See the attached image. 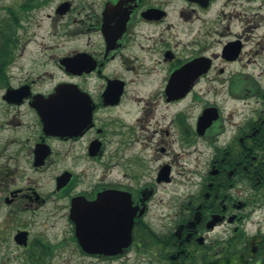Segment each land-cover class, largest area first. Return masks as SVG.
Returning <instances> with one entry per match:
<instances>
[{"label":"flooded vegetation","instance_id":"1","mask_svg":"<svg viewBox=\"0 0 264 264\" xmlns=\"http://www.w3.org/2000/svg\"><path fill=\"white\" fill-rule=\"evenodd\" d=\"M234 2L0 0V264L67 263L68 252L78 264H217L233 254L262 264L264 87L247 76L227 85L237 101L255 99L250 117L237 108L223 119L207 99L249 38L216 51L218 22L240 15ZM59 85L62 109L51 100ZM47 173L45 192L36 182ZM105 191L128 193L135 209L115 255L90 254L76 236L77 201ZM58 219L63 233H50Z\"/></svg>","mask_w":264,"mask_h":264},{"label":"rangeland","instance_id":"2","mask_svg":"<svg viewBox=\"0 0 264 264\" xmlns=\"http://www.w3.org/2000/svg\"><path fill=\"white\" fill-rule=\"evenodd\" d=\"M233 11L232 13H240V15L237 16V18L233 17V20H230L228 17H226L223 20H220L218 22V25L216 26V35L215 38L218 42V48L216 51H218L220 45L224 43L227 40L233 39L236 34H243L245 36L249 35L248 40L246 41L245 48L243 49L242 57L239 61L229 64L226 66V71L223 75H219L215 78L210 79V85L209 86V93L207 99L212 102L216 103L219 108L222 111V117L223 119H227L230 112L236 110L238 108V111H241V113L244 116H251L252 111L255 109L256 104L254 103L255 99L248 97L247 100L240 99L236 100L235 96H239V94H236V90H232L231 94H228L227 91V85H229L230 80H237L240 81L241 78H245L244 76L249 77L250 80L256 81L259 83V86L261 85L264 87V5L260 0L257 2H245V0H235L234 6L232 8H229V11ZM228 14V13H227ZM230 21V33L226 34L225 36H221L220 34L224 32V26ZM254 23L260 24V26L253 30H247V24L249 27L253 25ZM227 32V31H226ZM244 36V38H245ZM258 50L257 56H252L253 51ZM219 65V64H218ZM234 77V78H232ZM56 80H59V76L56 77ZM249 80V81H250ZM234 81V82H237ZM224 82V84H222ZM250 81V85H251ZM249 85V84H248ZM253 85V84H252ZM242 86V84L240 85ZM250 88V86H249ZM205 90V88H204ZM217 93V95H216ZM251 94H249L250 96ZM243 105V106H241ZM246 106L248 108L246 110H243ZM243 108V109H242ZM196 153L189 154L185 156V166H191L194 165V158ZM179 161V165H180ZM201 164H202V156H201ZM50 173L43 174V179L39 182L37 180L36 185L41 186L43 188V191L47 192L52 189V186L48 184L47 176H49ZM43 209H51V205H46L43 207ZM6 208L1 207L0 208V217H5L4 213H6ZM39 213L41 211H38ZM19 217H32L31 214H22L17 215ZM54 227L53 231L50 233L54 234H62L63 230L65 229L64 220L58 219L53 221ZM33 228V234L36 233L39 229L37 226L32 227ZM219 235V234H218ZM10 240V239H9ZM9 246L12 248V251L9 252V254L16 255L18 253V250H16L13 247V244L9 241ZM61 255V254H60ZM67 253H65L64 256H66ZM68 262L65 263L63 259H59V256L56 259L57 264H78L76 263V256L74 254H70L68 252L67 255ZM130 257H122L119 260L110 261L104 264H131ZM91 261H88L87 264H90ZM12 264H17L15 261L11 262ZM102 264V263H101Z\"/></svg>","mask_w":264,"mask_h":264},{"label":"water","instance_id":"3","mask_svg":"<svg viewBox=\"0 0 264 264\" xmlns=\"http://www.w3.org/2000/svg\"><path fill=\"white\" fill-rule=\"evenodd\" d=\"M239 44L229 43L226 47L234 53L238 52ZM232 57V58H234ZM64 86L59 85L55 89L51 100L54 101L58 109L65 107L66 102L61 97ZM11 91L7 92V95ZM208 115L205 114L206 121L209 123L216 119L215 109H209ZM82 199V198H81ZM82 208L74 212L78 217L76 236L80 246L90 254L115 255L122 248L129 245L130 231L133 223L135 209L131 208L129 194L120 191H105L100 193L94 201L78 202ZM25 234L20 233L16 236L20 244H25ZM260 260L256 263L258 264ZM245 264L243 255L235 254L219 261L217 264Z\"/></svg>","mask_w":264,"mask_h":264},{"label":"trees","instance_id":"4","mask_svg":"<svg viewBox=\"0 0 264 264\" xmlns=\"http://www.w3.org/2000/svg\"><path fill=\"white\" fill-rule=\"evenodd\" d=\"M0 47H1V44H0ZM4 80H5V74L3 71H0V87L3 85L4 83ZM264 256V255H263ZM262 264H264V258H263V262Z\"/></svg>","mask_w":264,"mask_h":264}]
</instances>
